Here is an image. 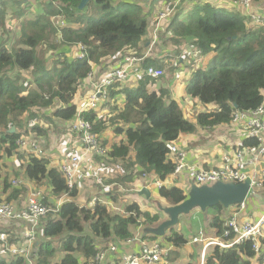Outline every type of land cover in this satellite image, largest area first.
I'll return each mask as SVG.
<instances>
[{
    "label": "trees",
    "instance_id": "obj_1",
    "mask_svg": "<svg viewBox=\"0 0 264 264\" xmlns=\"http://www.w3.org/2000/svg\"><path fill=\"white\" fill-rule=\"evenodd\" d=\"M254 1L264 4V0ZM23 2L24 0L0 1V153L9 160L18 149L17 142L23 137H28L26 134H46L43 128L25 124L21 120L26 118V115L30 116L32 111L40 110L44 115L59 121V124L66 125L65 129L80 118L91 125V132L97 135L100 144L108 149L106 154H94L91 159L103 166L110 161L124 164L130 169L129 174L118 175L117 179L106 181L103 185L136 183L131 171L134 168L139 179L144 180L146 184H163L157 187L156 191L158 196L169 202L167 206L183 202L186 199L184 189L177 183L166 184L175 168L168 158L166 145L175 143L180 134L190 133L194 127L183 118L175 102L169 101L166 104L163 93L147 91V84L156 80L143 77L133 88L115 86L110 89L109 97L102 106L100 105L102 108L109 100L124 96V106L114 119L103 118L98 113L99 106L98 109H88L78 115L79 110L73 103L81 86L86 85L88 81V75L93 70L91 64L104 66V59H114L118 53L122 54L127 49L140 52L137 45L142 38H148L146 35L152 36L156 29L157 34L162 36L160 30H164V27L159 25L156 28L158 22L149 21L141 8L143 6L134 4L131 0H90L82 10L78 9L81 0H45L46 6L40 17L21 19L20 16L24 15L21 12ZM93 4L102 11L103 16L100 19L89 15ZM12 8L20 13H14L13 16ZM9 12L11 17H8ZM15 22L19 37L11 48L7 49L3 32ZM167 30L179 40L181 38L191 41V52L200 50L204 55L214 53L207 70L198 69L191 74L187 89L188 95L200 102L218 105L215 113L198 116L199 126L228 124L234 112L252 111L263 104L264 28L252 31L240 14L217 10L204 4L196 7L191 18L185 22L177 18L171 20ZM47 31L53 39L48 40L49 38L45 37ZM56 36L58 43L55 46H44L48 47L46 54L48 50H56L58 47L61 51L48 66L40 60L41 50L38 52L37 46L44 39L51 43ZM171 41L176 43L172 48L177 50L173 49V55L176 57L169 63L174 59L179 63L182 52L178 48V41L173 38ZM157 43L161 48H169L163 46L158 39ZM73 48L77 49L78 55L82 52L80 48H83L84 57H76L77 52L71 53ZM165 56L167 60V54ZM186 58L189 60L190 56L186 54ZM101 60L104 63H101ZM157 64L154 61L141 62L140 70L148 66L159 67ZM89 88L91 89V84ZM34 116L32 113V117ZM107 123L112 126L114 136L122 138L119 143L111 144L109 148L102 136L107 129ZM11 127H14V132H10ZM258 144L256 139L250 138L238 149H248ZM15 155L21 165L25 166H21L19 170L25 178L38 186L45 185L49 190L43 204L50 211L40 220L36 243L33 246L35 264H80L81 260L87 264L110 243L120 247L132 240L138 230L144 227L154 228L162 222V211L158 208L159 214L142 210L136 203L119 204L117 197L120 193L119 196L110 193L105 196L108 201L116 204L111 203L114 209H109L99 202L91 208L81 207L77 203L80 193L78 186L75 185L69 190L59 169L50 166L47 158L39 159L29 154ZM127 172L126 170L124 173ZM14 174L17 179L20 178L17 172ZM144 175L147 177L144 178ZM179 179L178 176L176 180ZM98 186L94 182L90 193L99 194V199L103 200L104 189ZM0 189L3 194H7L6 202H19L24 194L21 184L12 186L8 176L3 177L2 174ZM127 189L134 191L138 188L128 185ZM63 196L67 197V201L59 207L55 206V202ZM236 207L237 205L224 208L217 205L207 209L205 213L212 211L215 214L207 221V231L221 236L223 221L231 216L230 210ZM3 234L6 239H0V251H3L0 253V264H26L23 258L8 251L16 242L15 237L9 231ZM208 235L206 232V236ZM141 239L150 244L159 238L143 234ZM161 239L168 248V264H198L197 258L201 257L203 252L204 264H252L256 260L250 243L227 250L216 246L204 250L202 243H192V237L188 240L175 227L168 229ZM190 242L193 244L191 251L181 258L180 251ZM57 257L59 259L55 261ZM182 260L186 261L181 262ZM259 260H264V255Z\"/></svg>",
    "mask_w": 264,
    "mask_h": 264
},
{
    "label": "built area",
    "instance_id": "obj_2",
    "mask_svg": "<svg viewBox=\"0 0 264 264\" xmlns=\"http://www.w3.org/2000/svg\"><path fill=\"white\" fill-rule=\"evenodd\" d=\"M171 1L172 8H167L162 13L159 14L157 19V27L159 25H164L166 19L172 14L173 9L181 3H193V4H213L219 9L229 10L230 12H235L242 14V12H247L245 17L253 23V25H264V10H259L264 8V4L260 2H255L254 0H169ZM253 10H259L253 12ZM242 16V15H241ZM157 36V29L152 34V39L154 43ZM151 39V40H152ZM151 42V41H150ZM149 47L152 46L149 43ZM80 57L83 58V48H80ZM199 52L194 51L193 57H198ZM146 56H136L135 54L123 57V63L116 69H112L106 74L100 75L97 80L92 81L93 71L88 75V80L91 81V93L88 97L87 103H85L81 110L78 111V115L88 109H96L97 106L106 101L109 97V90L115 86H128L131 80V70L135 66L136 69L140 68L141 62L144 61ZM170 67H177V60L172 61ZM138 64V65H137ZM135 69V70H136ZM137 74L143 78L146 77L152 80H159L166 75V72L159 67L148 66L137 72ZM236 109V108H235ZM243 122L246 125V130L250 134L261 142L262 135H264V102L263 104L252 111L248 112H234L232 115V124H237ZM69 133H72L73 145H75L76 151H70L65 154V158L61 159L60 164L57 166L61 175L67 182V187L71 190L75 185V178L78 177L77 174L82 175V162L87 157L94 154H106L108 149L104 148L100 142L99 137L91 132V125L80 118L76 121L70 123L67 128ZM258 142V143H259ZM18 149L16 154H29L36 158H43L44 151L39 146L38 142L33 139L22 138L17 142ZM74 148V146L67 145L64 146V150L68 148ZM168 155L171 162L174 164L173 177L184 176L186 183L195 185L197 187L201 186H212L216 183H233L239 184L245 181H249V193L248 196L254 191L255 188L264 185V169L260 171L250 170V167L257 163L260 155L264 154V146L261 144L258 146H253L248 149H236L231 154H225L222 156L220 167L204 170L201 167L190 164L187 160V154L177 147L175 143H168L166 145ZM63 150V151H64ZM65 160V161H63ZM87 172V171H86ZM80 175V176H81ZM95 177V176H89ZM146 178L147 176H143ZM94 182L99 185L102 189L107 188L100 180ZM14 185L20 182L14 181ZM153 185L161 187L160 182H153ZM98 186V187H99ZM45 196L39 191H32L28 195L23 208L18 209L16 203H4L0 205V217L8 221L16 223H26L27 228L23 232L22 245L19 247H9L8 251L24 259L25 251L22 246H29L33 248L37 239V232L40 225V220L45 216L50 210L43 204ZM106 205L104 200L99 199L98 195H94L91 199L90 206H94L97 203ZM245 203L237 205L236 208L231 209L230 217L223 221V232L221 236H216L214 234L206 236L205 232L200 229L196 236L192 237V243H204L205 248L207 247H219L220 249L227 250L236 246H241L245 243H250L252 250L256 255V258L263 257L264 255V213L256 220L246 219L241 221L240 215L245 210ZM62 203H59L58 207ZM110 209H114L111 207ZM142 231V230H141ZM2 237L6 239L5 235ZM0 236V239H1ZM132 241H137L140 243V250L138 253H127L118 255V247L114 243H110L108 247L104 250L98 252L94 258L89 262V264H102L105 256L108 253L114 255L116 259L112 261L114 264H161L166 262V257L168 254V248L165 246H160L156 242L150 244L143 242L141 235L138 232L136 236L127 241L130 243ZM26 264H34V251L30 253L27 257L25 256ZM200 264H204V252L202 253L200 259Z\"/></svg>",
    "mask_w": 264,
    "mask_h": 264
},
{
    "label": "crops",
    "instance_id": "obj_3",
    "mask_svg": "<svg viewBox=\"0 0 264 264\" xmlns=\"http://www.w3.org/2000/svg\"><path fill=\"white\" fill-rule=\"evenodd\" d=\"M131 1L134 4H138L139 6H143L141 8L143 9V12L147 14L145 16L148 17L149 21H153V22H156V20L159 17V14L165 10V9H162L159 5L160 4H166L165 2H167L166 0H164L163 2H160L159 0H157V1H155V0H131ZM223 2L226 3V0H223ZM23 3L24 4L21 5V8L23 7V11H21V12L24 15L20 16L21 19H28L30 17L33 18L36 16L40 17L43 13L42 12L43 8H45V6H46L45 0H24ZM186 4H193V3H186ZM53 6L56 7V5H53ZM12 10H13V13H12L13 16H15L14 13H16V15L20 13L17 9L16 10L12 9ZM191 15H185V14H182L178 11L173 16L168 17V19L174 20V18H177V20H180L181 22H185L191 18ZM161 33H163V31ZM146 36L148 38H146V39L142 38V40L137 45L138 47H141L140 52L133 51L134 54L138 57L144 55V56H146L144 61H154V62L158 63L157 65H159V63L161 64L162 62L169 63L170 60L174 57L173 49L174 50H177V49L176 48L165 49V48H159V46L150 48L148 45V42H149L148 40L150 39V37H149V35H146ZM166 36L167 37L170 36V38H172V36H174V35H172V33L168 31V34ZM177 38L178 37H175V39H177ZM180 41L182 43H179V41H178V48L182 52V55L185 56L184 59L180 60V62L177 64V67H168V68H170L168 72L164 68H162L166 72V75L163 78L156 80L155 82L148 83L146 88H147L148 92H155L157 94L163 93L164 98H165L164 103L168 104L169 101H173L176 103L177 107L182 112L184 119L186 121H188L189 123H191L193 125L194 129L190 133L180 134L177 141L175 142V144L177 145L178 148H180L181 150H183L187 154V160L190 164L201 167L204 170H210V169L220 167L221 159H222L223 155L233 153L236 149L241 147V145L243 144L244 141H246L250 138L256 139V137L252 136L250 134V132H248L246 130V125L243 122H240L237 124H232L230 121V123H228V124H221V125H216V126H199L198 125L197 118L200 114L215 113L218 110V107L216 108L215 106H211L210 104H204V103L200 102L197 98H193L190 95H188V93L184 94L182 89L184 90V88H186V86L188 89V82L190 81L191 74L193 73L192 63L197 62L198 69H200V70L207 69L208 64L210 63L214 53L211 52V53H209L203 57L201 56L200 59H198V60H193L191 57L189 58V60H187L186 54H188V52H191V49H192V47H189V45L191 44V41L184 40L181 38H180ZM70 52L76 53L77 49L73 48L72 51H70ZM78 54H79L78 52H77V55L75 54L76 57H78ZM166 54H167V60H165ZM118 56H120V54L117 55L114 59H109V60L104 59L103 61H105V65L102 66L103 71L97 70V68L93 69L92 70L93 71L92 81L97 80V78L100 75L106 74L109 71H111L112 69H116L117 67L122 65L123 56H120V57H118ZM204 60H206L208 62L207 65L203 64ZM168 65L171 66V63H169ZM136 67L137 66H135L131 70L132 78L128 83V86H127L128 88H133L134 86H137L140 83L141 77L137 74V72H141V70H140V68L136 69ZM159 68H161L160 65H159ZM87 82L88 83L86 84L85 88H83V92L80 95L79 99L82 96L84 98L85 95H89V93H90L88 89H89V85L91 84V81L88 80ZM172 86L174 87V89L172 88ZM164 87H167V88H164ZM263 96H264V94H263ZM76 99H77V97H76ZM101 106H102V104H101ZM101 106L98 107L99 109L97 108L99 110L98 113L101 116H103V118L106 117V119H108V118L114 119V116L117 114V112L119 110H121L124 106V96H120L118 98H115L114 100H109L107 102L106 106H104L103 108ZM110 123H107V125H106L107 129L102 134V136L105 137L104 139L108 143L107 144L108 148L111 146V144L112 145L117 144L122 140L121 137H115L114 136V134L112 132V126H110ZM63 127L65 128L66 125H64ZM262 139L263 140L261 142H259L257 139L256 140H257V142H259V145L262 144L264 146V135H262ZM68 144L75 146V145H73V140H69ZM44 152H45V156L47 157V159L50 162V166L57 168V166L61 162V159L59 160L56 151L44 150ZM63 161H65V160H63ZM97 162L98 161H95V159H84L83 160V162H82V175L77 174L78 177L75 180L77 182V184H79V180L82 181V184L81 185L79 184L80 187H82L84 185L82 178L84 176H87L88 174H91L93 172V167H97V166L102 165V164L97 163ZM108 164H110V163H108ZM21 166H22V168L25 167L24 165H21V163L19 162V167H21ZM107 166L108 165H105V167H107ZM263 169H264V154L260 155L259 159L257 160V163L250 167V170H256V171H260ZM86 171H89V172H86ZM0 174H2L1 171H0ZM17 174L19 175V177H21L23 175V172L17 171ZM104 175L111 178V177L115 176V173L112 174L111 172L107 171L106 174H104ZM14 177H13V179H11V181L18 180L20 182V184H22L21 186L24 188V192H23L24 194L21 197V200L19 202H10V203H16L18 209L23 208L24 203H25L28 195L33 190L35 191L36 189H38L37 191L41 192L45 196V198L48 196L49 190L47 189V187L45 185L44 186L43 185L38 186L37 184H34V183L28 181L27 179H26L27 181L25 183H22L20 178L17 179L16 177L15 178ZM179 177H180V179L176 180L177 178H174L173 176H171L166 181V184L171 185L173 183H177V184L179 183V186L182 189H185V188L187 189L189 184L186 183L185 177L184 176H179ZM134 184H136L135 186L138 188L137 189L138 191H140L142 189H147L150 192L149 199L154 194L153 191L157 195L156 187L152 183L146 184L145 181L141 179L138 183H134ZM106 187L107 188L104 189L105 193L103 192L104 196L102 197V199L106 203V206L110 209L112 207V205H111L112 202L108 201V198L105 196L108 195L109 193L112 194L111 191L114 189V187H117V185L112 184V185L106 186ZM90 188H91V186H86V187H83V189L79 190L80 191L79 201H77V203L81 207H87V208L92 207V206H90V202L94 196V193H92V194L90 193V190H91ZM141 197H143V196H141ZM52 199H53V197H51V200ZM250 199H251L250 204L248 206H246V203H245V210L240 215L241 221H244L246 219L256 220L264 213V185L261 187L255 188L254 191L250 194ZM66 201H67V197L63 196L55 202L56 203L55 206L56 205L58 206L59 205L58 203L63 204ZM112 204H114V203H112ZM114 205H116V204H114ZM9 222H11V224L14 223L12 221H9ZM19 224H20V227H19L20 230L18 233H15L9 229H5V230L0 229V236L4 235L3 233L5 231H9L10 234L15 236L16 240H19L20 236L22 239L23 232L27 228V224L23 223V222H21ZM12 225H14V224H12ZM202 226L203 225H201V224L197 225L198 230ZM180 227H182V226H180ZM207 229L208 228H206L205 231L207 232V234H209L208 236L212 235L209 233V231H207ZM138 231H139L140 235L142 236L143 231H141V230H138ZM206 232H205V234H206ZM212 232H213V230H212ZM185 235H186L187 239L190 240L191 237H189L187 233H185ZM192 235L193 234H191V236ZM2 237H4V236H1V239L4 240ZM191 245H193V244L190 242V243H188L187 247H192ZM203 245H204L203 248H205L204 243H203ZM139 250H140V243H138L137 241H132L130 243H123L120 247H118L117 257H119V254L138 253ZM199 258L200 257H198L197 261H196V263H198V264H200ZM115 259H116V257L114 255L112 256L111 253H108L105 256V259L102 262V264H114V263H112V261H114ZM183 261H186V260H182L181 262H183ZM263 262H264V260H262L260 262V264ZM166 263L168 264V262H166ZM80 264H84V261L81 260ZM87 264H89V262ZM161 264H165V263H161Z\"/></svg>",
    "mask_w": 264,
    "mask_h": 264
},
{
    "label": "rangeland",
    "instance_id": "obj_4",
    "mask_svg": "<svg viewBox=\"0 0 264 264\" xmlns=\"http://www.w3.org/2000/svg\"><path fill=\"white\" fill-rule=\"evenodd\" d=\"M1 1V0H0ZM38 5V4H37ZM202 5L204 4H201V5H196V4H180L176 9H175V12H180L182 14H185V15H191L193 12H195L196 10V7H201ZM211 8H215L217 10H219V8H217L216 6H214L213 4H208ZM98 6H96L95 4H93L90 9H89V15L92 14L94 19H100L103 15H102V11H100L99 9H97ZM13 9V8H12ZM259 10L263 11L264 8H260ZM259 10H253V12H257ZM228 13H233V12H230L229 10H224ZM95 12V13H94ZM247 14V12H242V17L245 18V23L247 24L248 28L252 29V31H255V30H259L261 28H264V25L263 26H256V25H253V23L251 21H249V19L247 17H245V15ZM8 17H11V13L9 12L8 14ZM30 17V16H29ZM151 17V16H150ZM11 20V19H10ZM17 22H15V24H10V26H8V29H5L4 32H3V39H5L7 42L5 43L6 46H7V49H10L11 46L13 45V43L16 41V39L19 37V32H18V27L16 25ZM163 31V34L162 36L161 35H158L156 36V40H155V43L153 42L154 39L151 40L150 42V45L152 47H156L158 45L157 43V39L160 40L162 43H163V46L167 47L169 46V48H172L173 45H175L176 43L171 41V38L167 37L166 35L168 34V30L167 28L164 29V30H160V33ZM45 37H48L50 40V38L53 39V37L51 36V34L49 35L48 34V31L46 32V35ZM173 39H175L174 36H172ZM177 41H179V43H182L179 38L176 39ZM58 43V36L55 37V39L49 43L47 42L45 39L42 41V43H40L39 46H37V51L40 52V60L42 62H44L45 65H50L51 61L53 63L54 59H55V55H58L60 54L61 51L60 48H56V50L52 49V50H48L47 51V54L45 53V50L48 48V47H44V46H48V45H52V46H55L56 44ZM143 45V44H142ZM41 48V49H40ZM141 48V47H140ZM161 48V46L159 47ZM199 52V56L198 57H191L192 59L194 60H198L200 59V57L202 56H205L200 50H197ZM131 53H134L133 51L131 50H125L123 51V53H118V55L120 54V56H125V55H128V54H131ZM46 54V55H45ZM45 55V56H44ZM77 55V54H76ZM117 56V55H116ZM118 56V57H120ZM45 57V58H44ZM78 57H80V55H78ZM117 57V58H118ZM176 56H174L173 58H175ZM181 58V60L184 59V55H180L179 56ZM54 58V59H53ZM102 61V60H101ZM173 61H176V59H174ZM101 63H104L103 61ZM100 63V64H101ZM171 63H175V62H171ZM194 63H197V62H194ZM192 63V68H193V72L194 71H197L198 70V66L197 64H194ZM169 63H164L162 62L161 64L159 63L160 67L161 68H164L167 72L169 71L170 67L168 65ZM203 64L204 65H207L208 62L206 60L203 61ZM53 65V64H52ZM108 65V64H107ZM209 66V64H208ZM97 70H102L103 67L99 64H91V70L92 69H96ZM195 68V69H194ZM204 70H207V69H204ZM103 71V70H102ZM100 72V71H99ZM190 82V81H189ZM189 82H188V85H189ZM88 82H86L87 84ZM86 85H82L81 87V90L79 92V94L75 97V99L73 100V103L74 105L77 106L78 110H81L82 106L87 103L88 101V97L91 93V89L89 88V95H85L84 98L83 96L79 99L80 95L82 94L83 92V88H85ZM175 86V85H174ZM177 87V86H176ZM164 88H167V87H164ZM172 88L174 89V87L172 86ZM179 89V88H178ZM176 90V89H175ZM183 93L186 94L187 93V86L186 88H184V90L182 89ZM264 94V90L262 91V95ZM102 103H100L98 106H100ZM211 106H215L216 108L218 107L216 104H210ZM235 104H233L232 106H234ZM234 108V107H233ZM32 113L35 114L34 117H32ZM183 115V114H182ZM184 118V117H183ZM25 124H33L34 126H37L38 128H43L45 131H46V134L44 136H38L36 135L35 133L34 134H26L25 136H28V137H23L25 139H33L35 140L36 142H38L39 146L44 150H54L56 151L57 155H58V158L59 160L60 159H63L65 158V154L63 155V153H67V152H70V151H75L76 148L74 146V148H68V149H65L64 150V146L67 145V143L69 142V140H73L74 138L71 136L72 133H69L68 129H65L63 127V125H60L59 124V121H56L54 120L53 118H51L50 116H46L44 115L43 113H41L40 110L38 111H32L30 113V116L29 115H26V118H22L21 119ZM11 128H14V127H11ZM15 130V129H14ZM105 137H103V140ZM60 141V142H59ZM59 142V143H58ZM64 150V151H63ZM15 154H16V151H15ZM13 153L12 157L7 160V158L5 157V155L3 153H0V171L2 172V175L3 177L4 176H8V179H13L14 177V172H17L20 170V167H19V160L17 159V156ZM44 157L47 158L45 156V152H44ZM168 158L170 160V157L168 155ZM86 159H91L90 157H87ZM171 161V160H170ZM21 163V162H20ZM110 161L106 162L105 165H108L107 167H105V165H100V166H97V167H93V172L91 174H88L87 176H84L82 178L83 182H84V185L82 187H80V185L82 184V181L79 180V184H77L76 182V185L78 186V189L81 190L83 189V187H86V186H92L93 185V180L97 181V180H100L102 183H106L107 182H110L114 179H117L116 177L118 175H122V176H125L126 174H129L130 172V169H127L126 166L123 164H120V163H110ZM128 171L127 173H124L125 171ZM90 171V170H89ZM87 171V172H89ZM111 172L112 174L115 173V176L114 177H107L105 176L104 174H106V172ZM131 171H133V174H134V177H133V180H135L136 183H138L140 181L139 179V175L137 176V173L135 171V169L133 168ZM89 176H95V177H89ZM15 178V177H14ZM20 180L22 181V183H25L27 180L24 176V174L20 177ZM76 180V178H75ZM14 181H17V180H13L11 181V184L12 186L14 187H17L19 184H16L14 185L13 182ZM174 184V183H173ZM22 185V184H21ZM118 188L117 189L116 187H114V189L111 191V193L113 195L117 194V196H119V193L121 194L119 197H117V201L119 204L121 205H128V204H131V203H136L140 206V208L142 210H146V211H150V212H155V213H158V209H160V207L164 208L166 207L167 205H169V202H167L165 199H162L160 196H157L155 194V192L153 191V195L150 199H145L141 196L138 195V190H134V191H129L127 189V186L128 185H136V184H130V183H119L117 184ZM179 185V183H178ZM38 189L35 190V192L37 191ZM114 191V192H113ZM184 191L186 192V195L188 194V190L185 188ZM104 192V191H103ZM2 191L0 189V205L1 204H4V203H7L6 202V199H7V194H1ZM105 193V192H104ZM99 196V194H98ZM246 201V206H248L251 202V199H250V196L247 197V199L245 200ZM59 204V203H58ZM79 205V204H78ZM158 208V209H157ZM230 208V207H229ZM231 212V210H230ZM228 213V212H227ZM159 214V213H158ZM163 215V213H162ZM212 215H215L214 212L212 211H208V213L206 212H203L199 209H194L190 212V214L188 215H181L179 217V225H176L175 226V229L179 230L180 232H182L184 235L185 233L188 234L189 237H194L196 236V234L199 232L200 229H202L204 232L206 227H207V221L208 219L210 218V216ZM226 215V213H225ZM165 216L163 215V219H162V222L165 220ZM6 223V224H5ZM11 222H9L8 220L4 219V218H1L0 217V229H9V230H12L13 232L15 233H18L19 232V227H20V224L19 223H12L14 225H10ZM161 224V223H160ZM159 224V225H160ZM203 225L199 230L197 228V225ZM182 226V227H180ZM157 227V226H156ZM183 228V229H182ZM144 228L140 229L143 231ZM197 231V232H196ZM196 233V234H195ZM191 234H193L191 236ZM19 235V234H18ZM186 236V235H185ZM15 237V236H14ZM16 240V239H15ZM23 243L22 239H21V236H20V239L19 240H16V242L10 246V247H19L21 246ZM157 244H159L160 246H164V243H163V240L161 238H159L157 241H156ZM1 249V247H0ZM22 249L25 251V254H24V260H25V256H29L30 253L32 252L33 248L29 247V246H22ZM2 251V250H1ZM0 251V253H2ZM101 251V250H100ZM99 251V252H100ZM191 251V247H186V248H183L181 251H180V257L182 258L183 255H188V253ZM59 259V257H57L55 259V261H57ZM35 264V263H34ZM252 264H260L259 262V257L256 258V260H254V262ZM261 264H264L261 263Z\"/></svg>",
    "mask_w": 264,
    "mask_h": 264
},
{
    "label": "water",
    "instance_id": "obj_5",
    "mask_svg": "<svg viewBox=\"0 0 264 264\" xmlns=\"http://www.w3.org/2000/svg\"><path fill=\"white\" fill-rule=\"evenodd\" d=\"M88 1L90 0H81L78 9H84ZM235 38L233 37V39ZM233 107L236 108V105ZM10 132H14V128H11ZM249 186V181L239 184L216 183L212 186L201 187L191 185L183 202L174 206L160 207L166 219L157 227L143 229V234L162 238L168 229L178 225L181 215H188L194 209L205 212L207 209L216 207L217 205H221L224 208L239 205L247 199ZM138 195L149 199L150 192L147 189H142L138 192Z\"/></svg>",
    "mask_w": 264,
    "mask_h": 264
},
{
    "label": "clouds",
    "instance_id": "obj_6",
    "mask_svg": "<svg viewBox=\"0 0 264 264\" xmlns=\"http://www.w3.org/2000/svg\"><path fill=\"white\" fill-rule=\"evenodd\" d=\"M167 1V3L164 5V4H161L160 5V7L162 8V9H167V8H172V4H171V1H169V0H166ZM181 4H183V3H181ZM186 4V3H185ZM180 4H178L174 9H173V11H172V14L169 16V17H171V16H173L174 15V12H175V9L179 6ZM196 5H201V4H196ZM170 19H166V21H165V23H164V25H163V27L164 28H167L168 27V25L170 24ZM156 22H157V20H156ZM151 39H152V36H150V40H148L149 42H148V45H149V43H150V41H151ZM192 54V55H191ZM188 56H190V57H193V52H188V54H187ZM153 184V183H152ZM163 185V184H162ZM155 186V185H154ZM156 188H157V186H155ZM159 188V187H158Z\"/></svg>",
    "mask_w": 264,
    "mask_h": 264
},
{
    "label": "flooded vegetation",
    "instance_id": "obj_7",
    "mask_svg": "<svg viewBox=\"0 0 264 264\" xmlns=\"http://www.w3.org/2000/svg\"><path fill=\"white\" fill-rule=\"evenodd\" d=\"M190 187H191V186H189V187L187 188L188 191H189Z\"/></svg>",
    "mask_w": 264,
    "mask_h": 264
},
{
    "label": "bare ground",
    "instance_id": "obj_8",
    "mask_svg": "<svg viewBox=\"0 0 264 264\" xmlns=\"http://www.w3.org/2000/svg\"><path fill=\"white\" fill-rule=\"evenodd\" d=\"M24 257V256H23Z\"/></svg>",
    "mask_w": 264,
    "mask_h": 264
}]
</instances>
